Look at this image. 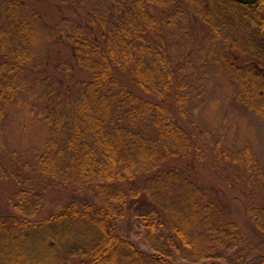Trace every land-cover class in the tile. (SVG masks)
I'll use <instances>...</instances> for the list:
<instances>
[{"label": "trees", "instance_id": "obj_1", "mask_svg": "<svg viewBox=\"0 0 264 264\" xmlns=\"http://www.w3.org/2000/svg\"><path fill=\"white\" fill-rule=\"evenodd\" d=\"M107 1L103 13L63 34L72 62L62 72L72 75L76 96L50 92L41 116L48 134L29 165L58 192L37 213L46 192L15 190V210H0V264H264V246H248L223 192L191 174L206 143L177 111L180 85L163 35L178 20L201 25L242 102L264 116V0ZM24 11L10 2L9 27H0L2 94L17 89L23 62L35 55L27 45L39 15ZM232 152L224 158L248 170L251 150ZM226 182L233 186L229 175ZM134 202L148 250L118 232V217Z\"/></svg>", "mask_w": 264, "mask_h": 264}, {"label": "rangeland", "instance_id": "obj_2", "mask_svg": "<svg viewBox=\"0 0 264 264\" xmlns=\"http://www.w3.org/2000/svg\"><path fill=\"white\" fill-rule=\"evenodd\" d=\"M12 1L24 6L23 14H30L34 18L35 9L39 17L34 18L36 37L29 40L27 45L34 57L23 62L17 89L3 94L0 91V210H15L13 204L19 200L13 193L18 188L23 192H46L43 207L37 212L45 213L53 206L48 195L58 191L48 189L50 176L30 173L29 165L32 163V150L41 146L48 134L41 116L45 110L44 101L50 92L52 97L57 92L62 97L69 94L76 96L77 85L70 79L72 75L65 76L62 72L72 62L63 34L68 33V26L74 21L86 22L88 14L103 13L108 1L0 0V27H9L5 11ZM185 20L181 23L185 28L178 24V20L163 30V35L167 42L164 49L170 56L169 65L180 85L181 101L177 111L183 120L186 119L190 129L202 134L206 143L204 157L193 162L195 171L191 174L200 177L206 185L210 184L208 179L214 181L227 197L230 214L245 234L247 244L250 243L248 246L252 245L256 252L259 246H264V215L259 212L260 207H264V185L260 181L264 174V116L242 102L236 82L224 69L226 66L222 55L206 31L201 25ZM13 46L7 40L4 49L12 50ZM59 60L62 62L56 69ZM60 80L69 84L70 89L61 86ZM245 146L251 150L252 161L248 164V170H242L240 166L235 169L229 160L231 155L228 159L224 155ZM226 175L232 178L233 186L227 184ZM87 193L101 203V198H96L92 192ZM27 198L32 200L29 194ZM136 204H131L118 217V232L130 237L140 248L148 250L149 245L144 239L145 222L136 217ZM120 206L123 207V204ZM253 207L255 210L251 215L250 209ZM175 256L178 261L181 260L179 255Z\"/></svg>", "mask_w": 264, "mask_h": 264}, {"label": "water", "instance_id": "obj_3", "mask_svg": "<svg viewBox=\"0 0 264 264\" xmlns=\"http://www.w3.org/2000/svg\"><path fill=\"white\" fill-rule=\"evenodd\" d=\"M236 1H238V2H241V3H243V4H253V3H255L257 0H236Z\"/></svg>", "mask_w": 264, "mask_h": 264}]
</instances>
